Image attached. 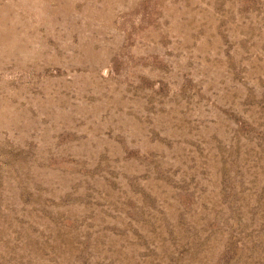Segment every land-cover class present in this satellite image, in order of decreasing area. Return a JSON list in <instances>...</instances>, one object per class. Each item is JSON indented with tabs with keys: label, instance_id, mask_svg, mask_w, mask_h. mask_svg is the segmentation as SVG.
<instances>
[{
	"label": "rangeland",
	"instance_id": "obj_1",
	"mask_svg": "<svg viewBox=\"0 0 264 264\" xmlns=\"http://www.w3.org/2000/svg\"><path fill=\"white\" fill-rule=\"evenodd\" d=\"M0 264H264V0H0Z\"/></svg>",
	"mask_w": 264,
	"mask_h": 264
},
{
	"label": "bare ground",
	"instance_id": "obj_2",
	"mask_svg": "<svg viewBox=\"0 0 264 264\" xmlns=\"http://www.w3.org/2000/svg\"><path fill=\"white\" fill-rule=\"evenodd\" d=\"M106 70V69H105Z\"/></svg>",
	"mask_w": 264,
	"mask_h": 264
}]
</instances>
